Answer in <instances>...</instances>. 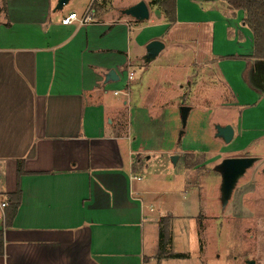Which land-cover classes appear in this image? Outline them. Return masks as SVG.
Instances as JSON below:
<instances>
[{
  "label": "crops",
  "instance_id": "0c3cea01",
  "mask_svg": "<svg viewBox=\"0 0 264 264\" xmlns=\"http://www.w3.org/2000/svg\"><path fill=\"white\" fill-rule=\"evenodd\" d=\"M96 1L69 14L79 19ZM138 1L149 10V20L138 25L115 13L96 18L92 11V22L61 25L69 14L53 11L56 0H44L40 22L15 21L10 7L0 13V202L17 189L21 193L11 226L2 229L0 264L159 260L156 233L164 216L154 214L155 187L142 184L138 173L151 162L176 170L178 154L189 150L228 147L205 133L213 115L208 107L201 109L208 145L183 146L185 133L178 139L183 105L162 104V81L151 74L167 67L155 58L143 62L146 44L160 41L172 27L203 34V52L239 112L240 121L238 116L228 123L235 133L231 143L256 131L244 122L264 114V60L250 58L252 40L242 15L237 12L231 21L214 0H176V20L169 23L150 6L153 0L121 6ZM165 51L164 45L158 56ZM135 69L142 71L136 78ZM109 70L116 72V82L104 81ZM168 80L179 91L170 100L182 99V86Z\"/></svg>",
  "mask_w": 264,
  "mask_h": 264
},
{
  "label": "rangeland",
  "instance_id": "374dc122",
  "mask_svg": "<svg viewBox=\"0 0 264 264\" xmlns=\"http://www.w3.org/2000/svg\"><path fill=\"white\" fill-rule=\"evenodd\" d=\"M3 1L0 0L2 16ZM89 1L71 0L57 13L62 17L73 9L79 12ZM130 1L97 0L86 12H94L96 18L115 13V18H119L122 17L120 10L126 8L121 5ZM9 7L14 10L11 13L15 21L30 18L40 22L45 15L44 0H5V10ZM230 19L233 21L234 18ZM202 35L195 36L188 28L172 27L159 41L165 45L166 51L154 59L157 64L167 68L151 73L155 76L152 78L158 79L159 75L162 81L159 86L164 91V95L161 94L162 104H179L194 109L187 118L182 145L198 148L203 147V142L208 145L205 139L208 131L214 138V125L235 124L239 116L234 99L214 61L209 60L203 52L207 43ZM201 62L207 66L204 67ZM139 71L135 69L134 78L140 76ZM168 78L182 86V99L170 100L173 92L179 91L170 87ZM121 91L117 97L125 93V90ZM206 107L212 110L213 115L205 132L207 115L201 109ZM253 120L249 124L244 122V126L256 128V131L243 137L241 142L224 145L228 146L226 150L214 148L194 153L189 150L185 154H178L176 170L151 162L146 165L147 169L138 173L142 184L155 187L154 200L157 203L154 205V214L170 218L169 252L181 255L167 261L159 258L151 264H264V114H258ZM243 128L245 130L247 127ZM240 143L243 147L235 151L234 148L238 144L240 147ZM240 157L254 158V165L238 180L229 202L222 207L219 199V164L224 158Z\"/></svg>",
  "mask_w": 264,
  "mask_h": 264
},
{
  "label": "trees",
  "instance_id": "16d2710c",
  "mask_svg": "<svg viewBox=\"0 0 264 264\" xmlns=\"http://www.w3.org/2000/svg\"><path fill=\"white\" fill-rule=\"evenodd\" d=\"M222 6L223 15L228 18H235L236 13L242 15L241 24L251 35L252 40V59L264 60V0H214ZM3 11L5 12V0L3 1ZM150 6H155L161 10L166 22L172 23L176 20V0H153ZM22 162H17L18 176L23 172L21 170ZM21 193L17 189L15 193L6 197L3 225L0 228V255L3 250L2 229L10 227L12 220L19 207ZM170 218L163 217L160 221L158 231L157 258L173 259L181 255L169 252L171 238L169 236Z\"/></svg>",
  "mask_w": 264,
  "mask_h": 264
},
{
  "label": "water",
  "instance_id": "95a60500",
  "mask_svg": "<svg viewBox=\"0 0 264 264\" xmlns=\"http://www.w3.org/2000/svg\"><path fill=\"white\" fill-rule=\"evenodd\" d=\"M71 0H56V4L53 8L54 12H59L62 8L67 5ZM120 14L124 17L133 20L137 25L145 23L149 20V10L146 4L143 1H138L135 4H132L129 7L123 8L120 10ZM164 45L157 40H151L145 47V55L143 57V62L150 63V60H153L158 56V54L163 51ZM118 79L117 74L114 70H109L104 74V81L106 82H116ZM190 107L182 106L179 108L178 112L180 120V130L178 134V139H180L184 134V129L186 127L187 118L189 115ZM213 130L214 138L219 140L221 143L228 145L232 142L234 138V129L231 125H214ZM171 162L174 163L176 156H171ZM255 162L254 158L250 157H240V158H224L219 164V173H220V187H219V199L221 201V206L224 207L230 200L231 194L235 189L237 183L245 172L251 168ZM264 173V170H263ZM248 264H254L249 262Z\"/></svg>",
  "mask_w": 264,
  "mask_h": 264
},
{
  "label": "built area",
  "instance_id": "2783aa9c",
  "mask_svg": "<svg viewBox=\"0 0 264 264\" xmlns=\"http://www.w3.org/2000/svg\"><path fill=\"white\" fill-rule=\"evenodd\" d=\"M92 21H93L92 12L89 11V12H86V14L79 19L77 18L76 14H69V15L62 18L61 25H70L73 22H78V24L85 25L88 22H92ZM132 76H133L132 73H128L127 79L131 80ZM116 94H117V92L114 93V95H116ZM5 207H6L5 202L4 201L0 202V222L1 221L3 222Z\"/></svg>",
  "mask_w": 264,
  "mask_h": 264
}]
</instances>
